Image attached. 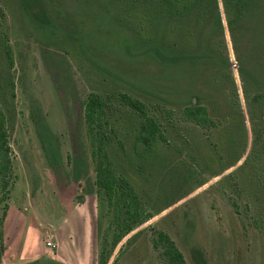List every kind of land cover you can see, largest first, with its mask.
Listing matches in <instances>:
<instances>
[{"label": "rangeland", "instance_id": "1", "mask_svg": "<svg viewBox=\"0 0 264 264\" xmlns=\"http://www.w3.org/2000/svg\"><path fill=\"white\" fill-rule=\"evenodd\" d=\"M260 5L241 53L264 80ZM132 7L0 0V109L12 163L7 186L0 180V264H165L154 248L161 233L187 264H264V106L252 105L258 92L239 73L222 3L229 65L138 56ZM210 44L220 47L218 38ZM96 95L107 116L94 134L108 165L151 216L117 245L116 199L97 185L86 121ZM123 95L144 105L163 136L143 159L134 151L143 118ZM197 107L207 109L206 125L189 118Z\"/></svg>", "mask_w": 264, "mask_h": 264}, {"label": "trees", "instance_id": "2", "mask_svg": "<svg viewBox=\"0 0 264 264\" xmlns=\"http://www.w3.org/2000/svg\"><path fill=\"white\" fill-rule=\"evenodd\" d=\"M125 3H129L128 10H132V6L136 3V11L141 16L140 32H138V40H136L138 56H151L162 65L169 67L186 62L229 65V59L222 53V49L227 50L226 28L220 7L222 3L227 28L240 65L239 73L247 88L249 82L258 92L253 97L252 105L264 106V80H261L258 72L260 63L251 66L250 69L245 68V57L241 53L244 36L247 32L246 24L254 19L257 10L261 7L262 0H125ZM217 38L220 47L210 44L217 41ZM247 88L245 87L246 93ZM121 98L124 103L141 113L143 118L135 133L134 145L136 155L143 159L153 151L158 138L163 137L160 127L148 117L142 103L127 95H123ZM187 114L189 118L202 125L211 121L206 108L188 109ZM106 116L104 101L97 95L91 96L86 104V121L90 134L94 135V143L97 144L94 150V158L97 163V185L100 189L103 188L107 191L110 202L116 199L120 228L115 241L117 245L137 226L151 219V216L145 215L144 207L132 192H126L128 185L123 181L118 183L110 165H108L106 144L102 138L98 140L95 135L98 128L104 123ZM11 170L6 122L0 109V180L5 182L4 186L8 184L5 179L10 177ZM122 207L126 209L124 219L119 216ZM154 248L161 252L165 264H187L174 241L163 233L159 234L157 240H154ZM101 264H107V262L103 260Z\"/></svg>", "mask_w": 264, "mask_h": 264}, {"label": "built area", "instance_id": "3", "mask_svg": "<svg viewBox=\"0 0 264 264\" xmlns=\"http://www.w3.org/2000/svg\"><path fill=\"white\" fill-rule=\"evenodd\" d=\"M48 246L49 247H54L53 244L51 242H48Z\"/></svg>", "mask_w": 264, "mask_h": 264}]
</instances>
